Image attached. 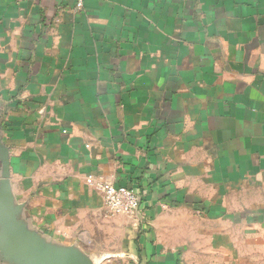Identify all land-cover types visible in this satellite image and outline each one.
Listing matches in <instances>:
<instances>
[{
    "label": "crops",
    "instance_id": "1",
    "mask_svg": "<svg viewBox=\"0 0 264 264\" xmlns=\"http://www.w3.org/2000/svg\"><path fill=\"white\" fill-rule=\"evenodd\" d=\"M0 212L63 263L264 264V0H0Z\"/></svg>",
    "mask_w": 264,
    "mask_h": 264
},
{
    "label": "water",
    "instance_id": "2",
    "mask_svg": "<svg viewBox=\"0 0 264 264\" xmlns=\"http://www.w3.org/2000/svg\"><path fill=\"white\" fill-rule=\"evenodd\" d=\"M2 190L10 194V181L1 183ZM0 224L8 231L9 238L6 242L11 253L22 252L23 257L29 264H93L90 260L81 257L79 254L68 258V263L54 259L51 254L42 251L33 241L24 236L9 217L0 212ZM63 260V259H62ZM65 260V259H64Z\"/></svg>",
    "mask_w": 264,
    "mask_h": 264
},
{
    "label": "built area",
    "instance_id": "3",
    "mask_svg": "<svg viewBox=\"0 0 264 264\" xmlns=\"http://www.w3.org/2000/svg\"><path fill=\"white\" fill-rule=\"evenodd\" d=\"M77 8L83 9L84 0H76ZM105 207L112 216L134 217L141 209V199L133 189L113 184L97 185Z\"/></svg>",
    "mask_w": 264,
    "mask_h": 264
}]
</instances>
